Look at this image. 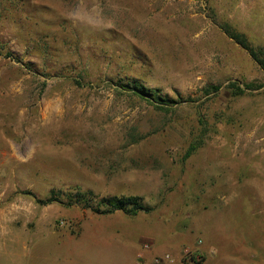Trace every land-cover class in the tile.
<instances>
[{
    "label": "rangeland",
    "instance_id": "374dc122",
    "mask_svg": "<svg viewBox=\"0 0 264 264\" xmlns=\"http://www.w3.org/2000/svg\"><path fill=\"white\" fill-rule=\"evenodd\" d=\"M227 30L264 47V0H0L13 53L0 54V210L21 229L41 216L73 234L112 221L42 248L1 232L0 264H85L79 250L136 264L117 226L168 240L185 264H264V70ZM132 82L175 103L158 109ZM87 190L94 206L136 196L148 211L67 205ZM51 192L63 203H37Z\"/></svg>",
    "mask_w": 264,
    "mask_h": 264
},
{
    "label": "trees",
    "instance_id": "16d2710c",
    "mask_svg": "<svg viewBox=\"0 0 264 264\" xmlns=\"http://www.w3.org/2000/svg\"><path fill=\"white\" fill-rule=\"evenodd\" d=\"M227 34L235 40L241 47L246 49L251 57L261 66L264 70V47L260 44H253L251 41L247 39L244 34H240L237 32H231L230 30L226 31ZM0 54L4 55L7 58L13 57V53L9 50H5L4 45L0 44ZM80 84V81H76ZM128 90L132 92L134 95L139 96L142 99L154 104L158 109L162 110H170V105L175 103V100H170L168 97L162 96L159 94L158 90H150L145 88L142 85H138L134 82L126 84ZM236 87L238 94H242L245 91L238 85L233 84ZM257 87L253 83L245 84L246 89H253ZM220 90V86H209L208 92H218ZM196 150V146H192L187 151L185 158H189L194 151ZM69 201L67 202L68 206L74 205H83L87 209H91L93 212L102 213V214H112L116 211H121L129 216L135 217L140 212L148 211L140 197L129 196V197H106L102 198L97 202L98 206H94L91 202L95 199V193L91 190L87 191H78L74 196L68 194ZM37 203L40 205H50L53 203H63L61 202L59 196L56 195L55 192H51L50 196L47 199H36ZM196 262L194 256L191 258ZM196 264H201V262H196Z\"/></svg>",
    "mask_w": 264,
    "mask_h": 264
},
{
    "label": "crops",
    "instance_id": "0c3cea01",
    "mask_svg": "<svg viewBox=\"0 0 264 264\" xmlns=\"http://www.w3.org/2000/svg\"><path fill=\"white\" fill-rule=\"evenodd\" d=\"M37 218V216L34 217V219ZM46 216H41L38 217L37 222L35 223V226L26 229V228H18L17 225V212L14 211H5V210H0V233L3 232L4 238H7L8 236L11 237V240L14 243H18V240L21 239L20 236L22 234H32V235H37L39 239L43 240H38V242L34 245V248H42L39 247L41 243H45L47 239L56 237L58 239L60 238H69L72 239L74 237H79L81 233L84 231V228L88 225H95V226H103L107 224L108 222L112 221H99V220H93L91 219L90 221H86L84 224H82V229L79 233H70L68 231H62L54 228H49L45 227L47 226V220ZM111 225L115 226V223L113 222ZM115 228V227H114ZM115 230H117V234L119 235L116 237V240L118 241L119 244H121L123 247L129 246L132 250V254L135 255L136 258H138L139 254H143V259L145 264H153V259L156 256H163L167 254L169 251H163V247L165 245H169V249H174V244L168 242V240L161 242V244L157 245L156 243L153 244L152 240L150 238L146 239L145 241H142L141 243L137 238H132L127 237L130 236V229L126 226L124 227H116ZM150 243L151 244V249L146 250L144 249V244ZM38 253H40L39 249L36 250ZM60 254V253H59ZM82 257V260H84L85 264H90L92 261V257H90L89 254H87V251L83 252L81 250L79 251H74L70 253V257L73 259H76L77 257ZM139 259H137L138 264ZM164 264H172L170 262H165ZM173 264H185L182 261H180L179 255L174 256V263Z\"/></svg>",
    "mask_w": 264,
    "mask_h": 264
},
{
    "label": "built area",
    "instance_id": "2783aa9c",
    "mask_svg": "<svg viewBox=\"0 0 264 264\" xmlns=\"http://www.w3.org/2000/svg\"><path fill=\"white\" fill-rule=\"evenodd\" d=\"M201 243V242H200ZM144 249L146 250H150L151 249V244L150 243H146L144 244ZM191 253V250L190 249H185L184 250V255H188ZM143 254H139L138 255V259H139V262L138 264H145L144 262V259H143ZM165 262H170V263H174V255L173 254H170V253H167L163 256H156L154 259H153V264H164Z\"/></svg>",
    "mask_w": 264,
    "mask_h": 264
}]
</instances>
